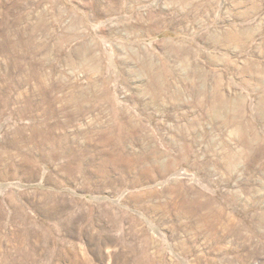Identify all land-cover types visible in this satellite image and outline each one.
Returning a JSON list of instances; mask_svg holds the SVG:
<instances>
[{
	"label": "rangeland",
	"instance_id": "rangeland-1",
	"mask_svg": "<svg viewBox=\"0 0 264 264\" xmlns=\"http://www.w3.org/2000/svg\"><path fill=\"white\" fill-rule=\"evenodd\" d=\"M0 264H264V0H0Z\"/></svg>",
	"mask_w": 264,
	"mask_h": 264
},
{
	"label": "bare ground",
	"instance_id": "bare-ground-1",
	"mask_svg": "<svg viewBox=\"0 0 264 264\" xmlns=\"http://www.w3.org/2000/svg\"><path fill=\"white\" fill-rule=\"evenodd\" d=\"M246 145V144H245ZM215 151V150H214ZM263 214V213H262ZM253 228V227H252Z\"/></svg>",
	"mask_w": 264,
	"mask_h": 264
}]
</instances>
